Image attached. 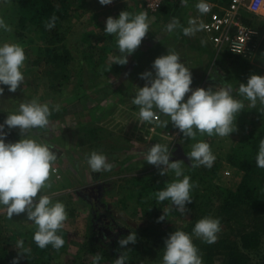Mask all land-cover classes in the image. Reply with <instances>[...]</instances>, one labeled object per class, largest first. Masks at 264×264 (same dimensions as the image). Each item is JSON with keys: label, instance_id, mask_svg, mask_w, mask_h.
Wrapping results in <instances>:
<instances>
[{"label": "trees", "instance_id": "1", "mask_svg": "<svg viewBox=\"0 0 264 264\" xmlns=\"http://www.w3.org/2000/svg\"><path fill=\"white\" fill-rule=\"evenodd\" d=\"M8 1H11V6L8 11L9 16L7 20H5L6 22L8 21L7 24L9 23L12 30L4 35H0V41H12L13 43L20 44L25 50L26 60L29 61L28 65L37 66L43 59L46 61L47 66H50L48 72L51 74V78H53L52 76L59 75L63 78L62 80L64 82H67L70 78L68 67L73 64V62L78 66H81L82 63V60L79 59V62H75L77 59L74 58L72 51L69 50L68 31L71 30L72 26H69L67 21L69 22L72 16L77 20L85 15V13H87L85 12L86 6L89 11L91 10L90 13L92 16H97L99 13L101 14V9L104 5H101L99 0ZM139 1L140 3L142 2L141 6L145 12L153 13L146 9L143 1ZM211 1L225 2L227 0ZM164 6L166 5H163V7L154 14L161 16ZM10 13H12V17H10ZM53 16L57 17L55 27L50 30L46 29L45 24ZM162 17L166 18L165 14H162ZM255 18L259 17L255 16ZM243 21L244 24L248 26L261 29L262 25L257 24L255 20L246 19L244 17ZM90 27L92 29L90 30V37H92V39H85L87 45L86 48L82 49V53L84 57L86 56L88 58L87 61H91L90 58L97 61V58L100 56V51L105 49V44L102 43V35H97L96 31L98 27H93L91 25ZM99 27L103 30L105 25L100 24ZM74 33L77 34V32H73L71 37ZM103 33L105 34L104 31ZM112 37V35H109L108 38L113 39ZM95 40H98L97 44H94ZM109 41L111 42L112 40ZM80 47L81 45H79V48ZM141 51L142 50L136 51L135 54L128 59L127 64H117V66H126L125 69L119 72V78L123 80L128 78L125 79L124 83L126 84L124 86L128 89L132 87L134 79L136 80V77L144 71L143 59H145V57L149 58V54L152 55V60L161 56L152 54L151 52L149 54L148 52H142L140 54ZM105 52L106 50H104V53ZM261 55L264 57V53ZM233 58L235 63H243L244 66L233 68L226 75L217 68V66H190V70L191 73H198L206 80L214 79L217 83L224 82L225 85H231L233 88V95L244 102L245 107L236 118V130L230 134V137L233 136V142L230 148L221 154V158H219L220 160H224L230 167L242 172L244 174L242 181L235 190L227 189L217 184L216 178L219 175L221 161L214 162L211 168L204 166L194 168L191 166L190 169L184 172V175L189 176L190 182L194 185L191 190L192 203L186 205V208L189 210L187 211L189 220L186 221L183 226H178L176 228L168 227L165 230L162 226H150L132 230V232L136 233L137 240L136 243L132 245L133 247L130 251L125 249V252L127 251L126 253L124 252L127 256L126 264H142V262L151 264L153 261L149 262L148 257L155 260L158 264H161L164 241L168 235L176 229H181L191 234L195 223L204 217L218 218L220 220V226H225L224 233L217 238L215 243L208 244L203 240L193 241L199 250L204 264H252L253 257L260 254L264 248V168L256 166V155L259 142L261 139H264V105H258L257 102L255 107H251L249 102L239 97L237 93L240 83H247V79L253 74L263 76L264 72L261 68L252 70V66H246V64H249V60L234 56ZM88 65L91 66V64ZM79 69L78 91L80 93L85 89V86L83 88L85 68L80 67ZM100 74L101 72H99V75ZM227 77L228 80L224 81ZM243 77L245 78L242 79ZM53 79L50 82V88L54 94V99L51 102L50 109L58 107V110H52L47 128L33 129V134L36 132H40L41 134L45 132H47V134L54 133L53 130L57 122L65 120L67 115L78 114V111L70 106L71 103H68L71 102V100H66V105L64 106H58V104L54 103V100L57 99L59 94H62L64 88L61 90V87L58 86ZM4 87V92H6L7 86ZM93 87L95 95L82 94L76 96L72 94L75 98L81 99L79 101H82V103L88 100L94 103V106H91L92 110L90 109L87 113L92 120L97 119L95 114L97 115V112H99L102 107H105V109L101 111V116L107 113L108 106L105 100L110 93L119 94V97H121L120 101L124 100L121 95H123L124 92L127 94L125 90H112L107 83L102 89H100L99 86ZM209 87L212 86H206L205 89ZM213 88L214 90L216 89L215 87ZM134 106L138 107L136 105ZM1 110L0 123H3L7 114L13 112V110L5 111L3 108ZM85 113L86 112H84V114ZM84 114L81 113V115ZM5 130L8 131L7 128ZM89 131L95 133L97 138V130L90 129ZM182 138L188 145L200 140L210 144L220 138V136H208L207 134L202 136L197 132L196 140L186 138L183 135ZM19 139V129H12L9 132L7 141L15 142ZM190 151L191 150L187 149L185 154H188ZM176 152L177 148H174L171 151L172 156L170 158L176 159L179 157ZM62 161L58 162L61 163ZM86 161L87 155L82 158V160H78L77 162L74 161L75 165H72L73 167L75 166L74 170L77 172V176H83L82 178L84 181H81V184L84 183L85 187L83 189L85 193L81 190V193L84 194L81 200L89 204L85 196L88 194L90 196L91 192L88 193L87 188L91 189L97 182ZM79 162H81V164ZM109 163L112 164V162ZM82 167L86 170L87 175L82 174L80 171ZM182 178L183 177L180 179ZM170 182L172 181L158 179L155 175L140 176L130 179L127 183L126 190L127 188L129 189L128 199L132 203L131 208L133 213L139 217L154 219L160 217L165 212L167 214L170 207L175 209V206L172 205L170 200L159 202L155 197V193L166 187V184ZM103 183L105 185L104 191L107 197L111 187L107 182ZM98 184L102 183L100 182ZM79 192L80 191H78V193ZM79 195L80 194H78V196ZM4 210L6 209L0 207V215ZM163 211L165 212L162 213ZM69 217H74L73 212L69 214ZM97 218L100 219L102 216L98 213ZM90 222L91 221H89V226L87 225L86 232L83 234L84 242L75 253L68 252L69 247L65 244L59 250L54 249L51 245H48L44 249L39 248L33 240V235L36 231L35 225L33 228H27L21 225L20 228L22 230L15 231V234L7 237L6 240L3 237V232L0 230V264H13L14 259L18 260V264H93V258L96 255L102 257L100 264H114L115 259L119 258L121 254L111 251L112 245H104V239H109V237L112 238L113 233L108 231H103L102 233L98 226L104 227L103 224V226L97 224L96 229L95 226H91ZM65 224L66 221L63 227L58 230L57 234L62 236L64 241L67 240V238H69L70 241H77V239H80L75 236L69 237L70 232L68 227H65ZM26 228L27 232L25 231ZM130 233L131 232L120 233L119 237L124 238ZM20 238L23 239V247L29 245L27 251H17V249L12 248ZM61 254H65V257L60 258L59 255Z\"/></svg>", "mask_w": 264, "mask_h": 264}, {"label": "clouds", "instance_id": "2", "mask_svg": "<svg viewBox=\"0 0 264 264\" xmlns=\"http://www.w3.org/2000/svg\"><path fill=\"white\" fill-rule=\"evenodd\" d=\"M112 2L113 0H99L101 5H110ZM179 2L187 6L189 0ZM4 3H7V0H0V5ZM196 9L203 15L211 11V5L208 0H198ZM56 19L55 16L51 17L45 24L46 29L55 27ZM177 27H180L179 21L174 19L166 25V31L171 33ZM205 27L195 18L189 19L188 26L183 27V34L194 36ZM149 29L150 24L145 12L133 15L121 11L118 17H107L103 31L115 36L120 53L119 56L111 58L112 65L127 64L128 57L141 45ZM11 30V26L0 17V33ZM25 60V50L20 44L0 41V96L4 94V86H7L9 92H15L23 84L22 69ZM140 78L146 83L143 87H138L132 99V103L139 107L140 120L152 122L156 117V109L170 117L172 126L178 129L179 133L192 140H196L197 132L202 136L207 134L229 137L236 130V118L245 107L243 100L233 95L231 85L215 90L213 87L191 88V70L181 62L178 53L168 50L166 55L155 58L151 70L141 73ZM237 93L239 97L247 100L251 107H255L258 101L264 105V76L251 75L247 83L239 84ZM52 110H58V107L50 109L48 103L33 99L20 103L17 110L7 114L3 123H0V207L6 209L9 219L13 215L26 213L27 220L36 227L33 235L36 245L41 249L51 245L59 250L65 243L57 233L67 220L66 207L60 201L53 202L42 190L51 188L48 183L50 171L57 174L59 179L61 174L56 167L52 168L56 159L52 146L33 138L32 132L33 129L48 127ZM17 128L20 139L15 142L7 141L9 132ZM171 156L168 145L155 143L145 154L144 160L159 168L160 175L168 174V170L174 172L177 179L158 190L155 197L159 202L170 200L177 211L185 214L189 211L186 205L192 203L191 190L194 185L190 182V177L184 175L183 161L170 162ZM187 157L194 168H211L216 159L210 145L203 140L191 145ZM86 162L93 173L111 171L113 167L106 155L96 151L88 154ZM256 166L264 168V139L259 142ZM181 177L183 178L180 179ZM165 218L164 213L157 222ZM220 230V220L212 217L199 219L191 234L176 229L164 241L161 264H203L199 250L193 243V237L212 244L216 242ZM136 240V233L131 232L119 239L118 244L120 248H125L130 243L135 244ZM23 246V240L16 242V248L23 249ZM101 260L102 257L96 255L93 264H100ZM126 262L127 256L121 254L114 264ZM13 264H18V260L14 259Z\"/></svg>", "mask_w": 264, "mask_h": 264}, {"label": "rangeland", "instance_id": "3", "mask_svg": "<svg viewBox=\"0 0 264 264\" xmlns=\"http://www.w3.org/2000/svg\"><path fill=\"white\" fill-rule=\"evenodd\" d=\"M10 6L11 1L8 0L7 3L0 5V17H3L4 20H7L9 16L8 11L10 10ZM130 10L131 9L130 7L128 8V6L125 7V5L121 6V4L116 3L111 6L104 5V7L101 9V14L99 13L97 16H92L90 13L91 10L89 11L86 6L85 12L87 13H85V15L81 16V18L77 20H75L74 16H72L69 19V22L67 21V24L72 26L71 30L68 31L69 50L72 51L74 58L77 59L75 62L82 60L81 66H78L73 62V64L68 67L70 75L69 80L64 82L62 80L63 78L59 75L52 76L54 79L51 78V74L48 72L50 66H47L46 61L43 59L37 66H30L28 65L29 61L25 60L24 68L22 69L24 74L23 84H21L15 92H9L6 90V92L0 96V111H2V108L5 109V111H15L17 110L20 103L29 102L33 99H36L40 103H48L50 107L51 102L54 99V94L50 88V82L53 79V81L61 87V90L64 88V94L63 92L61 95L59 94L57 99L54 100V103L58 104V106H64L66 105V100H71V102L68 103H71L70 106L78 111V114L67 115L65 120H60L57 122L53 132L57 136H60L63 133L60 137H57V141L60 142L61 145L51 142L47 132L43 134L36 132L33 134V138L50 144L55 151L56 159L53 162L52 168L56 167L60 174H63L64 171L68 172L67 175L65 174L67 176L66 180L68 181L64 183V181L57 178V174H52L50 171L48 183L51 184V188H45L42 190V192L45 195H49L53 202L60 201L64 203L66 207L67 220L65 227H68L69 229V237L75 236L80 238L77 239V241H70L69 238L65 240L64 244L69 247L68 252L70 253H75L84 242L83 234L87 230V225L89 226V221L94 224L93 221L97 219V216L92 215L93 210H96L97 213L104 215L103 228L108 232L113 233L112 238L109 237V239H104V245H112L111 251H115L124 255H126L125 253L127 251H130V249L133 247V244L130 243L125 248H119L118 240L123 238L119 237L120 233H129L134 229L136 230L138 228L150 226H162L164 230L168 227L176 228L178 226H183L185 222L189 220V215L187 212L185 214H181L176 210V208L173 209L172 207L168 209L167 214L164 211L166 218L161 222H157L159 217L154 219L139 217L133 213L131 208L132 203L128 199L129 189L127 188L126 190V186L128 181L134 177L137 178L140 176L155 175L158 179L168 181L177 179L172 170H168V174L160 175L159 168L147 163L144 160L145 154L152 145L155 143L166 144L168 145L170 152L174 148H177V154L179 157L176 159L170 158V162L177 160L183 161L182 168L184 172L191 168V161L188 159L187 154L185 153L187 149L191 150L192 145H188L182 138V135L179 133L178 129H175L172 126L170 117L159 113L156 109H154V112H156V117L152 122L140 120L139 107L134 106L132 99L136 95L138 87H140L139 83L141 81H143L142 84L146 83L144 79H140V74L144 71H147L148 69H151V66H144V71H142L139 76L136 77V80L134 79V83L132 87H129V89L131 88L129 90L124 86L126 85L124 84L125 79L128 78H125L124 80L119 78V72L125 69L126 66H117V64L112 65L111 58L120 55L116 44V38L114 35H112L113 39L108 38L109 35H105L99 25H105L106 19L109 16L115 18L118 17L121 11H127L130 13ZM262 10L264 11V8ZM145 13H147L149 24L156 20V18H161V16L157 14L155 15L154 13ZM256 15L259 16V18L252 17V20H255L257 24L262 25L260 30L264 33V15L254 14L253 16ZM10 17H12V13H10ZM90 25L93 27H98L96 31L97 35H102V43L105 44H103L105 49L100 51V56L97 58V61L92 60V58H90L91 61H87L88 58L86 56L84 57L82 53V49L86 48L87 45L85 39H92V37H90V30H92ZM73 32H77V34L74 33V35L71 37ZM6 33L7 32H3L0 33V35H4ZM109 40L112 41L110 42ZM8 42L13 43L12 41ZM97 43L98 40H95L94 44ZM261 43L262 49L259 51L260 53L258 52L256 57L253 60H249L248 62L249 66H252V70H255V68H261L264 72V57L261 55V53H264V37ZM79 45H81L80 48ZM104 50H106L105 53ZM150 57H152L151 54H149V58ZM146 60L147 59H145V61ZM232 63L234 65L232 67L217 66V68L220 70L222 69V72L226 75L233 68H240L241 66H244L243 63H235V61ZM88 64H91V66ZM80 67L85 68V76L83 79V88L85 86V89L83 92L79 93L78 73L80 71ZM99 72H101L100 75ZM244 78L245 77L242 79ZM192 79L196 81L190 86L193 89L206 88V86H212L215 88L227 86L224 82H215L214 79L206 80L202 78L201 75H194V77L192 76ZM227 80L228 77L224 81ZM106 83L110 85L112 90H125L127 91V94L124 92L125 95H121L123 96L124 100L120 101L121 97H119V94L110 93V95L105 100L108 106L107 113L104 116H101V111L105 109V107H102V109L97 112V115L95 114L97 119L92 120L87 113L91 109V106H94V103H92L90 100L82 103V101H79L81 99H77V97L75 98L73 95H95L93 86H99V88L102 89ZM186 98L187 95L185 99ZM258 105H261L259 101ZM84 112L86 113L84 114ZM81 113L84 115H81ZM165 124H167V126H165ZM90 129L97 130V138L95 133L89 131ZM232 142L233 136H225L218 138L209 145L216 157L214 162L221 161L219 175L216 178L217 184L223 186L224 188L235 190L242 181L244 174L227 165L224 160L219 159L221 158L220 155L230 148ZM54 145L61 147V149H65V151L57 150ZM70 148L76 149L70 151ZM92 151L103 153L106 155L108 162H112L113 165L111 171L93 173L90 169L97 184L100 182H107L111 187L107 198L105 200H101L106 204V206L102 208H100L96 203L92 204L94 203L93 201L90 202V205L81 200V197L84 196L83 193H85L83 189L85 187L84 183L81 184V181H84L82 178L83 176H76L74 170L75 166L73 167L72 165H75L74 161L77 162L78 160H82V158H84L86 155L88 156V154H90ZM58 160L63 161L59 163ZM79 163L81 164V162ZM60 165L64 169L62 167L60 168ZM80 171L82 174L87 175V172L83 167L82 169L80 168ZM81 190L83 193H81ZM78 191L80 192L78 193ZM78 194L80 195L78 196ZM85 197L89 198V195ZM71 211L73 212L74 217H69V214L72 213ZM91 222L90 224L93 227ZM21 225L27 228L34 227V224L27 220L26 213L13 215L11 219L7 217L6 212L0 215V230L4 234L3 237L5 240L9 236H13L15 231H21ZM95 225L96 224H94V226ZM220 227L221 230L219 233H217V238L224 233L225 226L222 225ZM95 228L97 229V225ZM20 240L23 239L20 238ZM194 240L201 239L193 237V241ZM12 248L17 249V251H24L29 249V245L23 247V249L16 248L14 245ZM125 249L127 250L126 252ZM59 256L60 258H63L65 257V254H61ZM148 261H153L151 264H158L155 260L149 257ZM142 264L145 263L142 262ZM252 264H264V248L260 254L253 257Z\"/></svg>", "mask_w": 264, "mask_h": 264}, {"label": "crops", "instance_id": "4", "mask_svg": "<svg viewBox=\"0 0 264 264\" xmlns=\"http://www.w3.org/2000/svg\"><path fill=\"white\" fill-rule=\"evenodd\" d=\"M197 2L198 0H189L187 6L180 4L179 0H170L166 2L164 4L166 6H164V9L162 10L164 12H162V14H165L166 18H163L161 14V18H158L159 20L156 18V20L150 23L151 30L148 31L141 45L136 51L142 50L140 54L142 52H148V54L151 52L152 54L161 56L166 55L168 50L174 51L179 54L181 62L188 66L189 69L190 66H234L232 62L235 60L232 58L233 56L228 53L227 49L225 47L220 50L216 49V47L209 42L202 30L197 32L194 36H185L183 34V27L188 26L189 19L201 16V14L196 9ZM116 3L121 4V6L125 5V7H130V13L133 15L144 12L143 7L141 6L142 2L140 3L139 0H113V2L108 6L114 5ZM245 11L243 12V15L246 19H253L252 17L255 18V16H253L254 14H250L249 12ZM174 19L179 21L180 27H177L173 32L169 33L166 31V25L171 23ZM202 41L204 43H202ZM261 49L262 43H260L259 51H261ZM135 52L130 55L129 58L132 57ZM145 59L147 60L145 61ZM145 59H143V66H151L154 59L152 60V57L150 59L145 57ZM246 66H249V64H246ZM149 70L151 69H148L147 71ZM194 75L200 76L198 73H192L193 77ZM142 82L143 81L139 83L140 87L145 85L142 84ZM193 82L196 81L193 80ZM48 135L51 142L61 145L60 142L57 141V137H60L61 135L57 136L54 133ZM54 146L57 150L65 151V149H61L59 146ZM69 150L73 151L75 149L70 148ZM61 167L62 166L60 165V168ZM67 173V171H64V173L61 174V180L64 181V183L68 181L66 180ZM75 175L77 176L76 171ZM4 212H6V210H4L3 213Z\"/></svg>", "mask_w": 264, "mask_h": 264}, {"label": "built area", "instance_id": "5", "mask_svg": "<svg viewBox=\"0 0 264 264\" xmlns=\"http://www.w3.org/2000/svg\"><path fill=\"white\" fill-rule=\"evenodd\" d=\"M146 9L156 13L170 0H141ZM211 11L196 17L206 27L202 32L209 42L220 50L226 48L234 57L253 60L264 37L260 29L244 24L243 12L264 15V0H208ZM193 19V18H192Z\"/></svg>", "mask_w": 264, "mask_h": 264}, {"label": "flooded vegetation", "instance_id": "6", "mask_svg": "<svg viewBox=\"0 0 264 264\" xmlns=\"http://www.w3.org/2000/svg\"><path fill=\"white\" fill-rule=\"evenodd\" d=\"M104 187H105V185H104V183H102V184H95V186L92 187L93 189L92 188L91 189L87 188L88 193L91 192L89 198L87 197L88 198L87 202L90 204V202L93 201L94 203H92V204L96 203V204H98V206L100 208L106 206V204L101 201V200H105L107 198L106 197V193L104 191L105 190ZM97 214L98 213L96 212V210L92 211V215L97 216ZM99 215L102 216V218H100V219L97 218L98 220L96 219V220L93 221L94 224H96V225L97 224H100V225L103 224L104 215L103 214H99ZM94 224H93V227H94ZM98 228H99L100 231H102L103 227H99L98 226ZM103 231L106 232L107 230L103 228Z\"/></svg>", "mask_w": 264, "mask_h": 264}, {"label": "water", "instance_id": "7", "mask_svg": "<svg viewBox=\"0 0 264 264\" xmlns=\"http://www.w3.org/2000/svg\"><path fill=\"white\" fill-rule=\"evenodd\" d=\"M176 153H178V150H177V152Z\"/></svg>", "mask_w": 264, "mask_h": 264}]
</instances>
